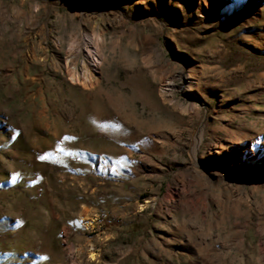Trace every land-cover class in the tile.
<instances>
[{
	"label": "rangeland",
	"instance_id": "1",
	"mask_svg": "<svg viewBox=\"0 0 264 264\" xmlns=\"http://www.w3.org/2000/svg\"><path fill=\"white\" fill-rule=\"evenodd\" d=\"M0 264H264V0H0Z\"/></svg>",
	"mask_w": 264,
	"mask_h": 264
},
{
	"label": "bare ground",
	"instance_id": "2",
	"mask_svg": "<svg viewBox=\"0 0 264 264\" xmlns=\"http://www.w3.org/2000/svg\"><path fill=\"white\" fill-rule=\"evenodd\" d=\"M86 56L89 57L91 59V61H93V58H92L93 53H92L91 50H88L86 52ZM79 222L82 225H84L85 227L90 228V227L93 226L94 219L92 220V219H90V218H88L86 216H79Z\"/></svg>",
	"mask_w": 264,
	"mask_h": 264
}]
</instances>
